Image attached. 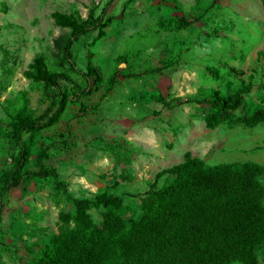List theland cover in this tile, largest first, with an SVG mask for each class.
<instances>
[{
    "label": "rangeland",
    "instance_id": "rangeland-1",
    "mask_svg": "<svg viewBox=\"0 0 264 264\" xmlns=\"http://www.w3.org/2000/svg\"><path fill=\"white\" fill-rule=\"evenodd\" d=\"M107 4L114 19L106 36L92 41L95 34L86 35L72 48L77 67L84 70L88 61L104 83L68 104L58 123L23 137L30 152L27 168H34L45 151V165L56 170L66 191H59L52 178H26L6 193L0 264H25L46 244L59 230L60 212L71 209L67 197L114 193L125 200V217L135 218L137 194L185 153L207 165L264 164V127L231 122L209 130L204 107L191 102L208 96L209 89L230 95L249 84L250 92L243 94L246 109L236 116L264 107V1L0 0V186L18 151L11 117L22 100L35 115L49 104L41 85L24 73L39 55L47 68L59 70V48L68 30L55 26L51 14L85 18L90 9L98 15ZM182 19L190 23L184 30L160 26ZM71 78L86 87L80 74ZM161 97L172 102L171 110ZM102 212L90 211L96 224Z\"/></svg>",
    "mask_w": 264,
    "mask_h": 264
},
{
    "label": "trees",
    "instance_id": "trees-1",
    "mask_svg": "<svg viewBox=\"0 0 264 264\" xmlns=\"http://www.w3.org/2000/svg\"><path fill=\"white\" fill-rule=\"evenodd\" d=\"M109 6L98 15L92 8L85 18L78 13L51 14L54 25L67 29L68 35L59 48V70L47 68L39 55L24 73L25 78L41 85L49 104L35 115L27 100H22L11 117L18 151L1 180L0 222L6 193L26 178H52L59 191H66L56 170L45 165V151L37 155L34 168H27L30 152L23 137L55 125L68 104L79 103L104 83L88 61L84 70L77 67L72 48L86 35L95 34L92 41L106 36L105 29L114 19ZM189 25L185 19L160 23L178 31ZM208 71L215 80L220 79L217 71ZM71 73L80 74L86 87H80ZM261 87L264 89V84ZM250 90L249 84L230 95L209 89L208 96L191 102L204 107L203 120L209 130L231 122L253 129L264 126V107L236 116L246 109L243 94ZM159 100L167 110L173 108L171 101ZM263 178L264 166L254 162L207 165L185 153L181 162L157 172L144 194H137L141 197L140 214L135 218L125 217V200L114 193L67 197L71 209L60 212L58 232L25 264H260L264 255ZM92 209L103 211L100 224L92 220Z\"/></svg>",
    "mask_w": 264,
    "mask_h": 264
},
{
    "label": "crops",
    "instance_id": "crops-1",
    "mask_svg": "<svg viewBox=\"0 0 264 264\" xmlns=\"http://www.w3.org/2000/svg\"><path fill=\"white\" fill-rule=\"evenodd\" d=\"M260 1V0H259ZM260 2H262V1H260ZM258 127H264V126H258ZM257 128V127H256ZM253 129H255V128H253ZM254 163H257V164H259V165H262V166H264V164H262V163H258V162H254Z\"/></svg>",
    "mask_w": 264,
    "mask_h": 264
}]
</instances>
